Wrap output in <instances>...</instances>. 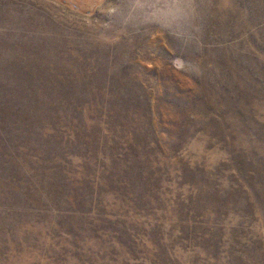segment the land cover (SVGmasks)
I'll list each match as a JSON object with an SVG mask.
<instances>
[{
	"label": "rangeland",
	"instance_id": "rangeland-1",
	"mask_svg": "<svg viewBox=\"0 0 264 264\" xmlns=\"http://www.w3.org/2000/svg\"><path fill=\"white\" fill-rule=\"evenodd\" d=\"M0 264H264V0H0Z\"/></svg>",
	"mask_w": 264,
	"mask_h": 264
}]
</instances>
